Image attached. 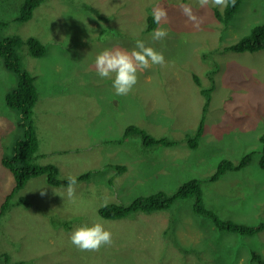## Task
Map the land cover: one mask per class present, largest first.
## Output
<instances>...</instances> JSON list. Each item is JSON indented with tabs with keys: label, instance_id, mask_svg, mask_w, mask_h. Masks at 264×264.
<instances>
[{
	"label": "rangeland",
	"instance_id": "rangeland-1",
	"mask_svg": "<svg viewBox=\"0 0 264 264\" xmlns=\"http://www.w3.org/2000/svg\"><path fill=\"white\" fill-rule=\"evenodd\" d=\"M23 1L0 0V20L7 34L38 37L48 49L36 57L24 44L21 53L24 67L37 76L40 95L33 113L40 145L35 163L56 165L63 179L91 175L77 180L74 200L55 194L66 193L67 186L48 183L46 175L31 178L14 197L26 202L2 217L0 254L22 264H261L254 254L264 261V230L254 235L220 230L194 212L192 199L123 219H105L99 209L129 205L161 190L173 194L187 180L209 178L223 159L238 163L255 151L247 167L204 183V198L224 219L264 221V49L223 48L264 22V0H244L229 23L217 18L218 7L201 8L198 0H45L29 21L19 22ZM182 4L202 18L199 28L182 15ZM157 5L168 12L160 25L168 35L161 41L147 32ZM137 39L162 52L166 66L138 73L133 90L118 96L112 81L97 75L95 58L105 48L131 50ZM16 85L0 57V207L15 183L2 155L22 135L5 99ZM208 88L205 112L202 90ZM204 115L199 147L190 149L186 136ZM131 124L179 144L145 147L137 134L116 143ZM95 221L111 230L112 244L82 252L71 244L70 233Z\"/></svg>",
	"mask_w": 264,
	"mask_h": 264
},
{
	"label": "trees",
	"instance_id": "trees-1",
	"mask_svg": "<svg viewBox=\"0 0 264 264\" xmlns=\"http://www.w3.org/2000/svg\"><path fill=\"white\" fill-rule=\"evenodd\" d=\"M45 0H24L20 13L17 18L19 22L29 21L38 8ZM244 0H235V3H229L228 7L220 10L216 8L217 18L224 23L232 21L234 16L239 11ZM92 9V7L90 8ZM147 32L154 30L157 25L153 21L151 12L148 17ZM7 23L0 20V57L3 60L6 68L15 74L17 78V85L6 94V104L8 108L14 110L18 115L16 127L22 131V135L16 140L10 152L3 153L2 162L12 172L15 183L10 192L7 194L2 206L0 207V226L2 217L15 205L26 202L24 197H20L17 201L14 197L25 187L28 181L36 176L46 175L48 183L52 185L67 186L66 178L59 177V169L54 164H37L35 163L38 157L39 140L34 127L33 113L34 107L40 98L37 87V76L30 73L25 67L23 62L22 46L26 44L32 55L42 57L48 52L47 45L43 43L38 37L29 36L24 39L17 34L6 33ZM100 37H91L96 39ZM226 51L233 52H255L264 49V22L259 23L252 27L249 34L239 39L236 43L226 47ZM208 56V55H207ZM206 56V57H207ZM196 81L200 83L199 77L196 76ZM212 88L203 89L202 93L206 96L205 112L208 111L211 102ZM205 116H203L198 128L194 133H189L186 136V141L190 149L199 147L201 138L205 131ZM140 135L143 139L145 147L154 146H174L179 144V140L168 139V137L157 138L149 135L143 128L131 124L126 127L125 133L121 139L116 140V143L122 141L132 135ZM264 144V136L261 137ZM255 151L246 153L238 163L231 159H223L217 169L209 178L198 179L192 178L187 180L179 186L178 190L173 194L161 190L150 195L138 197L131 204L125 205L121 203H109L99 209V213L105 219H123L133 216L138 212L153 213L156 211L170 210L177 202L185 199H192V208L196 214L202 215L210 219L216 228L225 231L238 232L243 235H254L264 230V221L255 225H248L236 222L231 219H224L215 210L209 208L205 204L204 198V183L209 181H216L230 171H237L247 167L253 159ZM263 156L261 159V166L264 167V148ZM120 171L126 170L125 166L119 165ZM91 175V171L83 175L76 176L77 180L86 179ZM259 258L261 264H264L262 255L254 254ZM4 259L5 264H22L11 260L8 253L0 254V260Z\"/></svg>",
	"mask_w": 264,
	"mask_h": 264
},
{
	"label": "clouds",
	"instance_id": "clouds-1",
	"mask_svg": "<svg viewBox=\"0 0 264 264\" xmlns=\"http://www.w3.org/2000/svg\"><path fill=\"white\" fill-rule=\"evenodd\" d=\"M234 4L235 0H198L201 8L209 6L218 7L221 10ZM180 11L195 28H199L202 18L199 17L190 5H180ZM157 27L151 33L153 41H161L168 35L167 29L160 26L168 20L167 9L159 5L154 6L151 13ZM153 65L166 66L164 54L154 47L147 45L143 40L137 39L134 47L127 50L121 47H110L102 50L95 58V71L100 78L110 79L118 96H127L137 84L138 73L149 69ZM66 193L56 192L63 199L74 200L77 188V177L68 176ZM41 196L46 195L44 187L41 188ZM7 197V196H6ZM70 242L82 252L99 251L104 246L112 244V232L104 223L95 221L91 224H83L72 230Z\"/></svg>",
	"mask_w": 264,
	"mask_h": 264
}]
</instances>
